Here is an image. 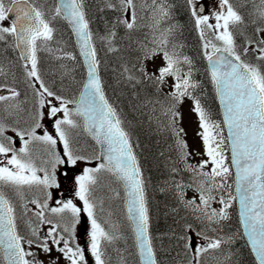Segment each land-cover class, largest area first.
I'll use <instances>...</instances> for the list:
<instances>
[{
    "label": "snow or ice",
    "instance_id": "6c2138e0",
    "mask_svg": "<svg viewBox=\"0 0 264 264\" xmlns=\"http://www.w3.org/2000/svg\"><path fill=\"white\" fill-rule=\"evenodd\" d=\"M248 4L252 9L242 13ZM183 5L201 41L204 71L222 120L214 119L202 102L204 89L195 78L194 59L183 52L184 26L175 19L171 0H99L96 20L102 31L93 28L89 0H59L50 9L37 0H0L2 52L18 54L26 87L22 98L16 75L11 67L6 70L7 58L0 54L4 264H46L41 254L47 264H112L109 249L124 237L102 216L104 200L97 192L104 174L123 189L121 195L109 186L111 198L124 202L138 264H163L152 231L151 180L135 151L132 121L105 91L102 72L110 66L105 60L109 54L116 86L122 93L127 89L132 113L146 117L150 129L154 126L156 133L173 140L169 150L175 157L168 158V177L158 190L175 202L166 205L167 214L183 221L179 232L168 233L186 257L180 264H203L209 253L215 254L217 264H242L232 249L237 241L249 247L253 264H264V0H183ZM58 20L75 36L83 59L80 81L73 75L80 64L77 54L58 44ZM42 51L74 62L62 66V76L80 85L78 98L64 94L63 79L59 90L46 83L39 68ZM185 101L192 102L198 120L202 154L190 151L184 138L180 109ZM79 129L91 135L98 152L78 146L74 130ZM36 145L42 146L40 157ZM201 155L206 158L196 161ZM65 191L71 196L65 197ZM233 204H238L242 231L225 232ZM181 210L187 215L180 216ZM118 264H128L127 257L121 255Z\"/></svg>",
    "mask_w": 264,
    "mask_h": 264
},
{
    "label": "trees",
    "instance_id": "16d2710c",
    "mask_svg": "<svg viewBox=\"0 0 264 264\" xmlns=\"http://www.w3.org/2000/svg\"><path fill=\"white\" fill-rule=\"evenodd\" d=\"M37 2L41 7H44L45 9H50L54 4H56L55 0H37ZM171 2L176 5V8L174 9L176 21L184 26L183 35L181 37L185 45V47L183 48V52L184 54L194 59L197 69L195 78L201 82L204 89V91L201 93V96L203 98L202 102H205L206 107L212 112L214 119L221 120V115L214 93V87L209 82L207 74L204 71L206 63L202 58L201 41L199 39L198 33L196 30H194L188 18V13L184 8L183 0H171ZM234 2L236 4H239L240 0H234ZM257 2H259V0H257ZM98 3L99 0H89V5L91 6L90 13L94 20H96V17L98 15L96 12ZM252 7V4H248L246 7L241 8L240 11L247 14L252 9ZM5 23H7V21ZM98 26L102 31L103 26L99 24L98 20H96V23L93 24V28H96ZM56 28V38L59 46L65 47V51L67 52H74V54H77L70 29L65 25L63 21L60 20L56 22ZM147 31V28L143 29V32ZM246 31L250 34L252 31L251 27H249ZM240 40H242V37L238 38V42ZM56 46L57 45L55 44L52 45V47ZM3 47L4 46L0 44V54L4 55L7 58L5 60H12L15 62L14 65L5 64V68L7 70L9 67H11L12 72L15 73L17 78L16 86L18 87V90L21 91L23 97L26 91V87L23 83L24 76L22 62L17 60L18 54L14 51L9 50L7 53H3ZM100 55L104 57L103 51L100 52ZM39 56V68L41 74L50 87H54L59 90L61 88L62 79L63 86L65 84H68L70 79L62 76L65 71L64 67L62 66L69 65L70 67L74 62L68 61L66 59H56L53 55H50L45 51L40 52ZM248 58L249 57H246L245 59ZM78 59L80 61L79 56ZM105 60L106 64L110 65L106 71L102 72L105 80V91L110 101L114 102L118 109L122 110V114L126 115V118L132 121V124L129 127L133 133L134 143L138 142V146L135 148V151L138 155V158L140 159L145 175L151 180V184L149 187V196L151 203L152 231L157 237L154 243L160 250L159 258L161 260H166L171 264H180V262L184 261L186 257L183 255L181 248L177 246V241L175 240V238L170 237L168 233L172 229H175L177 232H179V225L180 223H183V221H179L178 216L167 214L166 205L172 206L175 202L170 195L162 194L158 190L159 186L168 177V158L175 157V152L169 150V145L173 143V140L167 133H156L154 130V126L150 129L148 123L146 122V117L141 116L139 113H132V101L127 95V89H125L122 93L121 88L116 86V82L112 73V68L115 67L114 58L111 54H109L108 57H105ZM253 62L255 63L256 61ZM81 65V63L77 64L76 71L73 73L76 81H80L84 77L82 75L84 73V69L81 67ZM9 83H11V77H9ZM79 87L80 85L78 83L74 84L69 95L73 96V92L74 95H77ZM28 94H31L30 90L28 91ZM81 137H86V135L82 133L80 134V138ZM85 140L88 141L86 138ZM161 152L164 153L163 156L160 155ZM154 188L156 190H153ZM229 211L232 213V219L226 222L228 227L225 228V232L236 231L238 229L241 230L235 209V204H233L232 209H230ZM185 215H187V213L184 210H181L180 216ZM189 219H191V217H189ZM160 236H163V239H159ZM125 243V251L128 255V264H138L137 254L135 253L133 247V239L130 228L126 233ZM232 249L233 251L239 253V259L240 261H242V264H253L254 257L250 254L249 247L245 246L243 241H237L232 246ZM202 261L203 264H217L215 254L212 253L205 254L202 257ZM0 264H3L2 257H0Z\"/></svg>",
    "mask_w": 264,
    "mask_h": 264
},
{
    "label": "rangeland",
    "instance_id": "374dc122",
    "mask_svg": "<svg viewBox=\"0 0 264 264\" xmlns=\"http://www.w3.org/2000/svg\"><path fill=\"white\" fill-rule=\"evenodd\" d=\"M73 86H74V83L69 81L68 84L64 85V88H65V90H69L70 87H73ZM28 107H31V106L28 104ZM180 110H181V112L183 114V120H182V123H181V127H183V129H184V131L186 133V136L184 138L186 139V141H187V143L189 145V150L193 151V152H200L202 154L203 153L202 142H201L200 137L197 135V132L199 131L198 120H197L196 115L191 111L190 102H185L181 106ZM48 124H50V122L45 120V125H48ZM47 130L49 132H53V129L51 127H48ZM35 149H36L35 154H36L37 157H40V156L43 155L42 150H41L42 146H40L38 149L37 148H35ZM92 150L93 149H90V150H88V152L91 153ZM96 152H98V150H96ZM202 158H206V157H203L201 155V156H197L195 159H196V161H199ZM39 162L40 161H39V158H38L37 159V163H39ZM115 183L116 182L114 181V178L108 176L107 174H104L103 178H102V185L103 186L99 190L102 193L108 195L109 197H112V192L109 190V186L112 189L118 190L116 185H115ZM64 195H65V197H70L71 196V192L65 191ZM103 200H106L105 197L103 198ZM121 206H122V199H115L114 202H113V207L117 209L118 207H121ZM109 213H111V212L109 210L105 209L104 218L105 219H109L110 218L112 223H114L113 221L116 222V217H117L116 214H111V216L109 217L108 216ZM20 224H21V229H22L23 222L20 221ZM116 225H117L118 234H119V231H121L120 230V225H118V223H116ZM23 230H25L24 226H23L22 231ZM79 235H80V227H78V236ZM120 235L123 236V233H121ZM80 243L81 244L84 243V239L83 238L80 239ZM117 244H118L117 242H114L113 246H111L110 249H109V253L108 254H109L110 258H111L112 264H118V262H119V260L121 258V255L125 256V253H124L125 249L123 251L122 247L118 246ZM117 250H119V251H117ZM53 255H58V253L53 252ZM40 259H44L46 261V264H47V257L46 256L41 254ZM61 264H63V261L61 262ZM90 264H91V260H90Z\"/></svg>",
    "mask_w": 264,
    "mask_h": 264
},
{
    "label": "bare ground",
    "instance_id": "6f19581e",
    "mask_svg": "<svg viewBox=\"0 0 264 264\" xmlns=\"http://www.w3.org/2000/svg\"><path fill=\"white\" fill-rule=\"evenodd\" d=\"M3 63L9 65V64H8V60H5ZM104 205H106L105 202H104ZM158 241H159V240H158ZM159 242H160V241H159ZM162 261H163V264H171V263L167 262L166 260H162Z\"/></svg>",
    "mask_w": 264,
    "mask_h": 264
},
{
    "label": "water",
    "instance_id": "95a60500",
    "mask_svg": "<svg viewBox=\"0 0 264 264\" xmlns=\"http://www.w3.org/2000/svg\"><path fill=\"white\" fill-rule=\"evenodd\" d=\"M59 2V0H57V3ZM75 37V36H74ZM77 48H78V46H77ZM221 111H222V109H221ZM227 131V130H226ZM90 135V134H89ZM91 136V135H90Z\"/></svg>",
    "mask_w": 264,
    "mask_h": 264
}]
</instances>
